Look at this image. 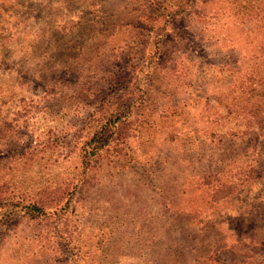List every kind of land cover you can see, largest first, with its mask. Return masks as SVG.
I'll return each mask as SVG.
<instances>
[{"label": "rangeland", "instance_id": "374dc122", "mask_svg": "<svg viewBox=\"0 0 264 264\" xmlns=\"http://www.w3.org/2000/svg\"><path fill=\"white\" fill-rule=\"evenodd\" d=\"M0 167L72 190L0 205V264H264V0H0Z\"/></svg>", "mask_w": 264, "mask_h": 264}, {"label": "trees", "instance_id": "16d2710c", "mask_svg": "<svg viewBox=\"0 0 264 264\" xmlns=\"http://www.w3.org/2000/svg\"><path fill=\"white\" fill-rule=\"evenodd\" d=\"M120 116H117L116 118H111L107 124L104 122H100L98 123V128L97 130L94 132V135L92 136L91 140L85 142V144L83 146H81V150H82V157L85 159L86 164L89 166H91V157H93L94 155L98 156L100 154V152L102 151L103 148H105L108 144H111V141L113 140H118L119 139V134H118V128H114L115 124H118L119 122L121 123H125L126 120L124 118H119ZM111 125V126H110ZM119 141V140H118ZM77 143V142H75ZM74 146H77L74 144ZM38 148V146H37ZM31 149V148H30ZM72 150V148H70V151ZM34 151L32 153L30 152H25L24 154H22V156L20 158L25 157V155L28 156H32L31 154H33ZM90 160V161H89ZM21 160H17L16 161V165L18 166V164L20 163ZM253 170V169H252ZM4 169H2V167H0V205H2V207L4 208L5 206L9 209H11L10 212V216L12 214L14 215H18L20 214L22 211H25L27 213L32 214V216L38 217L39 215H42L45 212V208L46 206H53V205H60L62 199H64L63 197H66V200L70 201V197L72 196V190H68L67 188V192H66V188H64L61 193L62 196H60L59 198H53L51 200H45L44 196H48L52 191L50 189V187H46L44 188L42 191L39 192L41 198H37L38 192L36 194V200L32 199V200H28V193L26 191H23L21 193V195H18L16 190L13 187V182L9 181V180H4L1 176ZM251 176V175H250ZM239 189V186L237 185H233V184H227L224 183L221 187L217 188V190L215 191L214 195H215V199L217 200H221L225 197L230 196L231 194H233L236 190ZM5 192V194H8V196H5V198H1L2 197V193ZM2 199V200H1ZM67 201V203H68ZM66 207H62L61 210L65 209ZM13 216V215H12ZM264 249V248H262Z\"/></svg>", "mask_w": 264, "mask_h": 264}]
</instances>
